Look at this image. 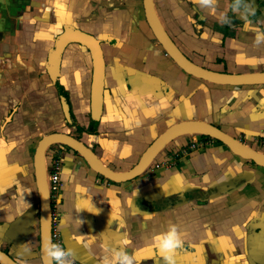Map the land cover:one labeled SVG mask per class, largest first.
I'll use <instances>...</instances> for the list:
<instances>
[{
  "label": "crops",
  "instance_id": "obj_1",
  "mask_svg": "<svg viewBox=\"0 0 264 264\" xmlns=\"http://www.w3.org/2000/svg\"><path fill=\"white\" fill-rule=\"evenodd\" d=\"M158 24L194 66L226 75L264 72V0H152ZM254 10V14L252 12ZM65 24L100 41L105 65L98 120L89 112L90 60L69 44L51 80L48 54ZM60 98L67 104L70 124ZM208 123L254 149L264 133V85L208 83L182 71L153 38L142 0H0V251L40 264L34 151L61 132L112 173L130 170L167 128ZM202 146L181 154L190 142ZM55 231L67 264H165L154 237L175 225L174 264H264V168L190 130L170 137L130 181L96 175L62 145ZM159 165L156 169L153 165Z\"/></svg>",
  "mask_w": 264,
  "mask_h": 264
},
{
  "label": "water",
  "instance_id": "obj_2",
  "mask_svg": "<svg viewBox=\"0 0 264 264\" xmlns=\"http://www.w3.org/2000/svg\"><path fill=\"white\" fill-rule=\"evenodd\" d=\"M142 9L145 22L153 38L158 42L166 55L186 74L217 85H264V72L248 75H226L207 71L192 65L178 51L158 24L152 0H142ZM69 44L80 45L88 52L90 60L89 112L92 120H98L101 110L104 80V62L98 39L73 28L71 25L65 24L62 31L56 36L47 57L49 77L52 81H55L58 77L57 70L61 54ZM60 105L66 122L70 124L67 104L63 98H60ZM190 130L196 131L203 136H207L219 142L233 155L248 160L258 167L264 168V160L257 157L258 152H256L257 150L255 148L253 149L241 144L216 127L202 121H184L170 126L144 150L138 162L130 170L119 175L112 173L98 161L96 156L84 144L66 133L56 132L43 136L36 145L33 158V170L39 202L38 256L40 264H48V261L43 255L42 248L44 244L51 242L50 200L45 185V169L43 167L44 152L48 147L52 145H62L81 157L96 175L112 183H121L130 181L140 175L149 165L151 157L170 137ZM0 264L17 263L7 254L0 251ZM50 264H53V261H51Z\"/></svg>",
  "mask_w": 264,
  "mask_h": 264
},
{
  "label": "clouds",
  "instance_id": "obj_3",
  "mask_svg": "<svg viewBox=\"0 0 264 264\" xmlns=\"http://www.w3.org/2000/svg\"><path fill=\"white\" fill-rule=\"evenodd\" d=\"M197 2L208 6L213 3V0H197ZM252 12L254 14V10H252ZM261 40H264V36L258 33L256 43L259 44ZM154 242V248L164 260L165 264H174V256L183 244L181 233L178 232L177 227L175 225H170L166 232L154 237ZM42 251L48 264L53 260L56 264H67L65 258L71 255L70 249L66 252L60 244L51 242L44 244ZM114 259L117 261V264H137V257L135 254L130 256L122 250L114 254Z\"/></svg>",
  "mask_w": 264,
  "mask_h": 264
},
{
  "label": "built area",
  "instance_id": "obj_4",
  "mask_svg": "<svg viewBox=\"0 0 264 264\" xmlns=\"http://www.w3.org/2000/svg\"><path fill=\"white\" fill-rule=\"evenodd\" d=\"M199 146H202L201 142H195L192 141L190 142L189 145H187L186 147L182 148V150L180 151L181 154H186L190 151H194L195 149L199 148ZM254 148L257 149H261L264 151V133L262 135V137L257 138L254 140ZM52 159L48 165V168L45 172V185H46V189L48 191L49 194V200H50V228H51V235H50V239H51V243L54 244H60L61 243L58 239V235L55 231V223H56V213L53 212L52 210V205H55V200L59 191V186H60V182H59V169H60V160L59 157L57 156V154L55 152H53L51 154ZM154 168H158L159 165L155 164L153 165ZM52 207V208H51ZM70 264H76V263H70Z\"/></svg>",
  "mask_w": 264,
  "mask_h": 264
},
{
  "label": "bare ground",
  "instance_id": "obj_5",
  "mask_svg": "<svg viewBox=\"0 0 264 264\" xmlns=\"http://www.w3.org/2000/svg\"><path fill=\"white\" fill-rule=\"evenodd\" d=\"M257 157L264 160V156L261 153H258Z\"/></svg>",
  "mask_w": 264,
  "mask_h": 264
},
{
  "label": "rangeland",
  "instance_id": "obj_6",
  "mask_svg": "<svg viewBox=\"0 0 264 264\" xmlns=\"http://www.w3.org/2000/svg\"><path fill=\"white\" fill-rule=\"evenodd\" d=\"M256 152L261 153V154L264 156V151H263V150H261V149H257ZM55 264H56V262H55Z\"/></svg>",
  "mask_w": 264,
  "mask_h": 264
},
{
  "label": "flooded vegetation",
  "instance_id": "obj_7",
  "mask_svg": "<svg viewBox=\"0 0 264 264\" xmlns=\"http://www.w3.org/2000/svg\"><path fill=\"white\" fill-rule=\"evenodd\" d=\"M100 42V41H99ZM101 48V46H100ZM101 52H102V49H101ZM102 58H103V52H102ZM103 62H104V59H103ZM105 64V63H104ZM104 71H105V65H104Z\"/></svg>",
  "mask_w": 264,
  "mask_h": 264
},
{
  "label": "trees",
  "instance_id": "obj_8",
  "mask_svg": "<svg viewBox=\"0 0 264 264\" xmlns=\"http://www.w3.org/2000/svg\"><path fill=\"white\" fill-rule=\"evenodd\" d=\"M216 143L220 144L219 142L216 141ZM53 264H55V261L53 260Z\"/></svg>",
  "mask_w": 264,
  "mask_h": 264
}]
</instances>
